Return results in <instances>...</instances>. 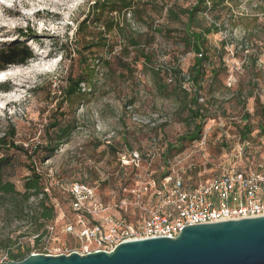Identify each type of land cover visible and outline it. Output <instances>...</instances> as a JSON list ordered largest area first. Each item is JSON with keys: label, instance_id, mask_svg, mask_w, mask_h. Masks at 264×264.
Instances as JSON below:
<instances>
[{"label": "rangeland", "instance_id": "1", "mask_svg": "<svg viewBox=\"0 0 264 264\" xmlns=\"http://www.w3.org/2000/svg\"><path fill=\"white\" fill-rule=\"evenodd\" d=\"M194 1L165 3L187 7ZM90 4L89 0H0V50L25 43L34 54L27 64L9 67L6 77L0 79V136L14 127L16 143L30 148L46 140L49 124L61 112L67 113L66 119L75 116L77 120L69 142L45 163L36 160L35 164L51 187L57 208L52 247L70 248L78 243L62 231L73 214L71 196L64 189L72 183L92 186L105 202L113 204L137 180L160 179L166 172L179 174L192 184L205 182L226 166H264V135L259 130L264 122V0H230L225 7L198 16L201 25L220 26L219 32L208 35L210 60L201 101L206 121L202 138L187 143L170 160L163 157L167 145L176 143L193 125L183 99L174 94L180 92L178 85L168 83L166 69L179 67L187 72L195 53L185 48L177 32L173 37L156 35L152 44L155 56L147 65L124 53L118 35L109 36V47H92L99 28L89 25L78 30ZM149 13L167 28L184 27L166 18V7L163 15L154 10ZM133 26L144 33L142 40L152 34L146 25ZM99 58L103 63L96 61ZM86 60L96 65L95 86L87 91L84 103L70 108L63 90L70 78L81 73ZM157 69L159 76L154 74ZM160 85L168 87L167 91L161 92ZM184 85L189 87L188 82ZM4 86L10 89L4 90ZM246 124L252 132L243 140L240 131ZM123 151L142 154L141 168L122 167L119 153ZM11 152L16 164L8 174L22 190L34 160ZM15 203L6 199L0 206V237L11 231L20 236L12 250L15 253L28 247L32 252L43 251L35 238L42 230L35 231L26 217L19 219ZM35 204L32 199L30 207ZM133 211L136 213L132 207ZM2 260L11 259L0 246Z\"/></svg>", "mask_w": 264, "mask_h": 264}, {"label": "trees", "instance_id": "2", "mask_svg": "<svg viewBox=\"0 0 264 264\" xmlns=\"http://www.w3.org/2000/svg\"><path fill=\"white\" fill-rule=\"evenodd\" d=\"M88 12L85 19L78 24V30L81 27L88 28L94 25L99 28L97 32V42L92 47H109V36L118 35L121 37L124 46L123 51L129 57L133 54L137 61L144 60L147 65L153 61L155 56L152 44L156 40V35L173 37L174 33H181L180 41L186 49L195 53L194 63L187 72H183L179 67L167 68L168 83L174 82L179 87V93L175 95L183 99V108L188 111V121L192 123V130L179 136L176 143L167 145L163 157L170 160L177 153L183 151L187 143L199 141L203 135V127L206 121V112L201 101L202 85L207 75L206 66L209 63L208 57V35L220 31V26L212 23L210 26L201 25L198 22V16L206 15L217 8H223L230 0H195L191 6H173L165 3V0H89ZM162 1V3H160ZM166 7V18L172 22H179L184 27L167 28L156 22L149 13V10L158 11L163 15ZM130 14V17H128ZM187 20L184 21L183 18ZM134 24H143L152 31V34L144 40V33L138 32ZM101 41V42H99ZM34 56L31 48L25 43H15L0 50V71H5L14 65H25ZM98 63L102 59L96 60ZM103 63V62H101ZM84 69L76 78H70L68 86L63 90V99L71 108L77 104L86 101L87 91L94 89V79L97 74L96 65L83 62ZM100 65V64H98ZM215 68H212V77ZM159 76V70L154 72ZM188 82L189 87L184 83ZM83 84L85 87H83ZM88 86V87H87ZM166 86L160 85L161 92L167 91ZM4 90L10 87L4 86ZM89 89V90H88ZM173 90V89H172ZM174 91V90H173ZM261 114L264 120V106L261 107ZM67 118V113L61 112L59 117L54 118L49 124V133L46 140L28 148L22 144L16 143V130L11 127L3 136H0V206L6 199L15 200L17 217L22 219L26 217L31 225L35 226V231H41L37 237V245L40 236L46 232V226L55 220L57 208L52 203L51 187L44 181V175L38 170L36 160L45 163L51 159L60 147L69 142L71 136L76 131L78 125L75 116ZM260 133L264 135V122L259 126ZM252 128L247 124L240 131L242 139H249ZM17 151L25 154L34 160L32 166H28L29 174L24 177L22 190H19L16 184L10 179L9 172L13 169L15 162L14 153ZM166 172L164 176L167 175ZM49 188V191L47 190ZM69 194V193H68ZM32 199H36L34 207H30ZM15 231L7 232L0 237V246L8 250L11 260H22L32 249L27 248L22 252H13V247L18 244L20 236H14Z\"/></svg>", "mask_w": 264, "mask_h": 264}, {"label": "built area", "instance_id": "3", "mask_svg": "<svg viewBox=\"0 0 264 264\" xmlns=\"http://www.w3.org/2000/svg\"><path fill=\"white\" fill-rule=\"evenodd\" d=\"M119 159L122 167L141 168L142 154L138 152L123 151ZM260 167L263 164L257 168L226 166L205 182L192 184L172 173L160 179L137 180L124 189L127 195L113 204L105 202L92 186L72 183L64 189L71 196L73 214L64 222L62 231L73 235L78 243L70 248L50 246V239L56 234V224L52 222L39 240L43 251L31 252H111L131 240L175 238L190 225L264 216V169ZM57 185L63 186L59 182Z\"/></svg>", "mask_w": 264, "mask_h": 264}, {"label": "water", "instance_id": "4", "mask_svg": "<svg viewBox=\"0 0 264 264\" xmlns=\"http://www.w3.org/2000/svg\"><path fill=\"white\" fill-rule=\"evenodd\" d=\"M3 264H264V216L190 225L175 238L131 240L111 252L31 253Z\"/></svg>", "mask_w": 264, "mask_h": 264}, {"label": "bare ground", "instance_id": "5", "mask_svg": "<svg viewBox=\"0 0 264 264\" xmlns=\"http://www.w3.org/2000/svg\"><path fill=\"white\" fill-rule=\"evenodd\" d=\"M6 77V72L5 71H1L0 72V79L1 78H5Z\"/></svg>", "mask_w": 264, "mask_h": 264}]
</instances>
